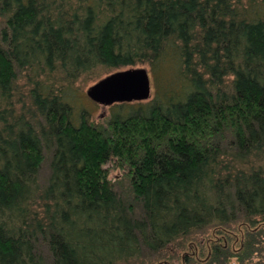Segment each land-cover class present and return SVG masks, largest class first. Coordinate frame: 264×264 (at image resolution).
Returning <instances> with one entry per match:
<instances>
[{
	"label": "trees",
	"instance_id": "1",
	"mask_svg": "<svg viewBox=\"0 0 264 264\" xmlns=\"http://www.w3.org/2000/svg\"><path fill=\"white\" fill-rule=\"evenodd\" d=\"M255 2L0 0V264H264ZM165 60L146 102L99 121L69 103Z\"/></svg>",
	"mask_w": 264,
	"mask_h": 264
},
{
	"label": "rangeland",
	"instance_id": "2",
	"mask_svg": "<svg viewBox=\"0 0 264 264\" xmlns=\"http://www.w3.org/2000/svg\"><path fill=\"white\" fill-rule=\"evenodd\" d=\"M259 0H256V2L252 6V10L254 13H258L260 15L264 16V4H259ZM130 67H144L149 75L150 78V87H151V92H150V97L148 100H150L156 92L160 91L163 86H166L167 82L170 81L171 75H172V63L169 60L162 61L160 65L158 66L157 69L154 71L151 70L150 65L147 63H142L134 66H126V67H121L118 69H126ZM116 69V70H118ZM115 71V70H113ZM110 71L108 73L102 74L99 78L97 79H90L87 81L79 80L75 84L71 86L70 90V95H69V103L74 107V112L78 113L81 109L85 110L93 119L94 121H99L103 120L107 116H109L112 113H115L118 109V106L120 104H136L137 102H146L148 100H143V101H124V102H119V103H114L109 106H103L100 105L94 101H92L88 96L86 95V90L90 85L98 81L100 78L104 77L105 75L113 72ZM125 112V111H123ZM110 164H107L109 166ZM120 172L117 169H111L110 176H116ZM179 251V249H177ZM233 264H236L233 262Z\"/></svg>",
	"mask_w": 264,
	"mask_h": 264
},
{
	"label": "water",
	"instance_id": "3",
	"mask_svg": "<svg viewBox=\"0 0 264 264\" xmlns=\"http://www.w3.org/2000/svg\"><path fill=\"white\" fill-rule=\"evenodd\" d=\"M150 78L144 67L115 70L93 83L86 90L92 101L109 106L124 101H143L150 97Z\"/></svg>",
	"mask_w": 264,
	"mask_h": 264
}]
</instances>
